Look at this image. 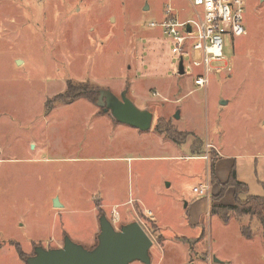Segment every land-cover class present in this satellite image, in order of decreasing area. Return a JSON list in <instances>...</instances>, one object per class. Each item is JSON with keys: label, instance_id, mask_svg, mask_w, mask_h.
I'll return each mask as SVG.
<instances>
[{"label": "rangeland", "instance_id": "obj_1", "mask_svg": "<svg viewBox=\"0 0 264 264\" xmlns=\"http://www.w3.org/2000/svg\"><path fill=\"white\" fill-rule=\"evenodd\" d=\"M163 5L0 0V264H25L19 250L31 256L35 245L62 247L66 233L93 247L97 204L118 229L139 221L162 264H264V222L227 212L235 193L220 182L234 167L248 186L240 199L264 196V0H246L247 33L226 36L221 65L228 67L206 88L195 86L199 70L188 64L178 77L170 43L150 26ZM70 85L87 96L57 102ZM104 88L117 96L127 89L154 112L152 128L119 133L111 112L103 115L97 104ZM160 118L185 141L165 139L164 147ZM210 143L224 155L220 161L216 151L209 160L172 157L198 156L191 149ZM121 153L164 158L128 165L115 159ZM206 181L209 198H197L191 186ZM56 198L64 206L55 207ZM138 198L155 212L135 208ZM111 199L130 202L116 212L104 206Z\"/></svg>", "mask_w": 264, "mask_h": 264}, {"label": "built area", "instance_id": "obj_2", "mask_svg": "<svg viewBox=\"0 0 264 264\" xmlns=\"http://www.w3.org/2000/svg\"><path fill=\"white\" fill-rule=\"evenodd\" d=\"M246 0H163L161 20L151 21L165 35L173 54L183 58L185 70L198 68L195 86L206 88L211 75L227 69L224 62L226 36H241L247 31L244 25ZM188 58V60H186ZM180 65V64H179ZM179 75V68H178ZM186 74V71H185ZM156 94V93H155ZM203 157L210 159L209 150ZM210 183L193 186L198 198H209ZM151 214V211H148Z\"/></svg>", "mask_w": 264, "mask_h": 264}, {"label": "water", "instance_id": "obj_3", "mask_svg": "<svg viewBox=\"0 0 264 264\" xmlns=\"http://www.w3.org/2000/svg\"><path fill=\"white\" fill-rule=\"evenodd\" d=\"M179 64V75H184L186 70L183 58L180 59ZM98 94L97 104L103 111L111 112L118 123L137 127L143 131L151 129L154 113L138 107L127 96V90L117 96L110 89L104 88ZM176 118H179V113L176 114ZM55 205V207L62 206L57 198ZM99 221L98 242L93 249L76 243L65 235L62 247L35 246L26 264H132L134 262L151 264V248L154 241L139 221L125 223L119 229L105 214L99 217Z\"/></svg>", "mask_w": 264, "mask_h": 264}, {"label": "trees", "instance_id": "obj_4", "mask_svg": "<svg viewBox=\"0 0 264 264\" xmlns=\"http://www.w3.org/2000/svg\"><path fill=\"white\" fill-rule=\"evenodd\" d=\"M80 89L81 90L79 92H81L83 88L81 87ZM75 90L76 88L70 85L68 90L58 97L59 99L57 100V102L61 101L63 103H68V101H73L78 96H85V95L87 96V93L83 95L78 93V95H76V93L74 92ZM50 105H51L50 103L47 104V106ZM155 127L159 133L170 138L172 141H175L177 143H183L185 141V137H184L185 134L180 133L175 126L171 125L168 121H165L162 118L158 120ZM212 167L214 168V164L212 165ZM215 174H216L215 171H213V179H215L216 177ZM225 185L228 187L232 186L235 188V194H234L235 204L231 206H225L224 208L227 212L233 211L238 217L247 216V215L257 216L261 221L264 222V196L260 197V196L251 195L248 196L245 200L240 199L239 193L246 192L248 186L237 178V172L234 169L232 170L230 178L225 183ZM97 206L100 208V216H101L102 214H104L105 210L100 206V204H97ZM213 212L216 213V206H214ZM65 235H67V233ZM97 242H98V237H97ZM97 242L93 245V247L97 244ZM93 247L89 249H93ZM19 253L21 254V257L26 264V260L30 256H27V254H25L22 250H19Z\"/></svg>", "mask_w": 264, "mask_h": 264}, {"label": "crops", "instance_id": "obj_5", "mask_svg": "<svg viewBox=\"0 0 264 264\" xmlns=\"http://www.w3.org/2000/svg\"><path fill=\"white\" fill-rule=\"evenodd\" d=\"M164 6V5H163ZM151 8V5H149L148 3H147V6L145 7V10L146 11H148V9H150ZM162 14H163V10H162ZM110 19V20H109ZM112 19H114V20H117L115 17H113V16H110L109 18H108V20H109V22H111L112 23ZM162 19V15L160 16V19L159 20H161ZM152 28H158V27H152ZM159 29V32H160V34H162V31H161V29L160 28H158ZM162 37H163V41L165 42V43H167L168 42V40H167V38L165 37V35L164 34H162ZM169 43V42H168ZM185 75V74H184ZM184 75H178V77L179 78H181V76L183 77ZM125 90H127V89H125ZM189 92H192V90H190ZM156 92H154V94H155ZM127 96H128V90H127ZM130 98L133 100V102L134 103H136L137 104V102H136V100L134 99V97H131L130 96ZM161 98H163V99H165L163 96H161ZM135 100V101H134ZM137 106L138 107H140L141 109H146V108H143V107H141V106H139L138 104H137ZM148 110V109H147ZM150 111V110H149ZM153 112V111H152ZM103 113V115L104 114H106V113H104V111L102 112ZM154 113V112H153ZM97 114V113H96ZM176 117V116H175ZM114 118V117H113ZM177 119H179V118H177ZM263 120H264V118H263ZM113 122H116L115 124H113V123H110V125H112L114 128H119V133H124V135H125V137H132V136H134V134L132 133V132H139L138 130H141V129H139V128H134V129H137L136 131H130V130H128L127 128H123L124 126H121V125H127V124H124V123H118L116 120L115 121H113ZM109 124V123H108ZM129 126V125H128ZM131 127V126H130ZM152 128V127H151ZM157 130V129H156ZM141 131H143V130H141ZM157 137L161 140V142H162V145L165 147V145L167 144L164 140L166 139V140H169V138L167 137V138H164L165 136L163 135V134H161V133H159L158 131H157ZM124 147H126V146H129V143H127V140L125 141L124 140ZM210 145H211V150H209V151H213V153L216 151V153H219L218 155H219V159H218V161H220L222 158H223V154H222V152H220L218 149H217V146L215 145V144H213V143H210ZM191 151L192 152H194V153H200V154H198V156H190V155H183V156H172V157H175V158H179V159H183V158H186V159H188V160H191V159H199V158H203V159H205L204 157H203V155L206 153V151L207 150H203V149H195L194 148V150L193 149H191ZM204 153V154H203ZM171 157V156H170ZM107 157H104L103 159H106ZM158 158H164V157H160V156H150L149 154H139V153H136V154H127V153H121V155H118V156H116L115 157V159H117L119 162H121V161H125V162H127L128 163V165L130 164V163H133V162H137V161H141V160H149V161H151V160H156V159H158ZM207 160V159H206ZM234 169V167H232V168H230V175H231V173H232V170ZM216 175V177H215V179H219V174H215ZM230 175H229V177L226 179V181H221L220 180V182L221 183H226L227 181H228V179L230 178ZM212 180H214L213 179V176H212ZM242 182V181H241ZM200 184V183H199ZM199 184H195V185H192L191 187L193 188V186H197V185H199ZM170 185V184H169ZM214 187V186H213ZM215 188V187H214ZM232 189L234 190V193H235V188L234 187H232ZM192 193H193V190H192ZM194 194V193H193ZM195 195V194H194ZM197 197V196H196ZM110 198H114V196H111ZM198 198V197H197ZM58 200H59V198H57ZM137 201L134 203L135 204V208L136 207H138V206H140V208L142 209V210H145L146 212H148V211H151V212H155V211H152L150 208H146L145 206H144V204H143V202L138 198V199H136ZM128 202H130V200H128V201H125V202H118L116 199H111V202L110 203H108V205H106V204H104V206L107 208V206L108 207H111L114 211H116L117 212V209H119V208H122L123 209V207L124 206H126V205H129V203ZM133 204V205H134ZM231 204H235V201L233 200L232 202H231ZM231 204H229V205H231ZM62 206H64V204H62ZM143 206H144V208H143ZM126 211H130V210H128L127 208L125 209ZM156 218V217H155ZM135 221V220H134ZM97 234L98 233H94L93 235H92V237H97ZM56 247H58V246H56ZM163 259H164V256L163 255H160L159 254V252H158V254H154V255H152V261H151V264H162V262H163ZM132 264H143L142 262H134V263H132Z\"/></svg>", "mask_w": 264, "mask_h": 264}]
</instances>
